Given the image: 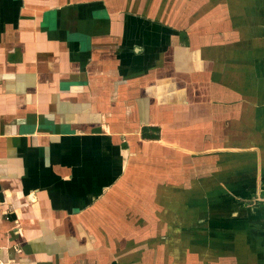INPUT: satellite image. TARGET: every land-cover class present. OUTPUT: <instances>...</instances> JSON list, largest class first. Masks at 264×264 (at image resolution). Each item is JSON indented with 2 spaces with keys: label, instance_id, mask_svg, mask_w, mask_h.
<instances>
[{
  "label": "crops",
  "instance_id": "1",
  "mask_svg": "<svg viewBox=\"0 0 264 264\" xmlns=\"http://www.w3.org/2000/svg\"><path fill=\"white\" fill-rule=\"evenodd\" d=\"M0 264H264V0H0Z\"/></svg>",
  "mask_w": 264,
  "mask_h": 264
}]
</instances>
